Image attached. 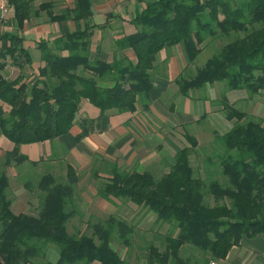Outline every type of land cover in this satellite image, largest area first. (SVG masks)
Wrapping results in <instances>:
<instances>
[{
  "label": "trees",
  "instance_id": "trees-1",
  "mask_svg": "<svg viewBox=\"0 0 264 264\" xmlns=\"http://www.w3.org/2000/svg\"><path fill=\"white\" fill-rule=\"evenodd\" d=\"M38 1L42 3L37 7ZM8 4L18 30L42 12L50 23L87 22L93 6L92 0H75L74 8L55 14L53 1L8 0ZM132 22L137 33L119 37L116 45L133 50L136 62L91 59V41L99 27L87 24L52 43L36 41L43 66L30 79L20 75L10 80L5 74L8 57L15 64L22 56L32 63L24 46L26 38L20 33L0 38L9 44L0 50V135L14 145L0 163V264H36L50 245L59 251L56 264H129L112 245L117 232L129 250L133 230L127 221L111 215L91 226L92 235L69 232L80 182L71 165L67 164L65 177L48 172L40 175L36 185L33 177L26 183L28 189L38 191V214L14 213L8 196V168L38 164L21 153V146L68 135L83 100L98 108L100 117L110 110L134 113L138 105L149 109L155 78L161 73L156 63L162 51L181 46L187 61L194 63L209 39L235 34L244 36L226 43L196 74L179 75L175 82L181 95L191 98L195 90L217 83H225L227 91H247L250 98L264 91V0H156ZM221 104L226 120L235 121L220 136L224 155L217 175L222 182L212 179L213 173L207 179L195 174L190 156L198 143L187 133L190 147L177 151L170 171L160 178L117 165L111 166L109 178L93 172L94 178H104L100 197L145 207L178 231L164 238L163 251L155 244L148 247V264H191L182 256L187 246L204 255L203 264H211L225 260L244 238L264 235V121L248 117L225 95ZM94 126V121L84 122L76 140L89 136ZM208 196L215 206L207 203Z\"/></svg>",
  "mask_w": 264,
  "mask_h": 264
},
{
  "label": "crops",
  "instance_id": "crops-1",
  "mask_svg": "<svg viewBox=\"0 0 264 264\" xmlns=\"http://www.w3.org/2000/svg\"><path fill=\"white\" fill-rule=\"evenodd\" d=\"M54 3V13L60 14L67 8L75 7V0H48ZM156 0H92V16L89 21H69L63 23H50L45 12L40 17L32 18L25 23L22 30H18L13 20V10L6 17L5 26L0 29V38L7 33L19 34L26 38L24 46L30 53L36 48V41L47 40L51 43L58 37L69 32L81 31L88 26L96 25L91 41V59L99 58L108 62L114 60L121 61L127 58L131 62H136L137 58L133 50H120L117 48L116 40L121 36H130L137 33V28L132 20L135 19L150 2ZM42 1L37 2V7ZM8 42L0 39V50L5 48ZM35 47V48H34ZM38 61L32 63L27 61L25 56L20 57L18 63H12V73H16L11 80H15L24 73L37 75L39 69L43 66L41 60L42 54L39 50ZM182 51L181 46H176V50L169 51L166 57L160 56L158 62L167 63V69L161 72L155 78L154 89L151 92L152 104L149 109H144L138 105L136 112L118 113L116 110H110L106 116L100 117V110L88 101L83 100L80 104V110L77 114L76 122L70 133L54 141L22 145L20 151L27 156L30 161L37 162L32 165L26 162L20 166L12 165L7 172L11 180V172L18 169H24L26 164L37 167L46 162L50 170L49 173L57 175L55 172L56 162L61 159L60 163L71 165L80 177V172H85L88 176H93V169L104 176L110 177L112 165H117L122 170L128 171L129 168L149 169L161 162L173 164L175 155L181 148L175 149L170 144L169 133L175 126L193 120L190 111V98L183 97L180 93L179 86L175 80L181 75V64L185 57L179 54ZM165 52V51H164ZM66 54V53H65ZM31 55V54H30ZM32 56V55H31ZM157 62V64H158ZM156 64V66H157ZM184 65V64H183ZM36 68V70H35ZM7 72V68H6ZM23 72V73H22ZM9 77V75H7ZM28 79V76H26ZM31 78V77H30ZM34 78L31 79V81ZM170 94L171 99L181 100V105L177 106L174 102L169 104L162 101V97ZM258 97L257 104L253 106L257 120L264 121V91ZM227 97V96H226ZM228 99V98H227ZM231 103V99H228ZM257 98H254L256 102ZM251 115V116H252ZM95 122V130L81 141L76 137L81 133L84 122ZM168 130V132H167ZM230 131V130H229ZM168 134V135H167ZM158 140L163 145L161 155L156 153L158 148L154 146ZM173 141V139H172ZM174 150L173 163L171 153L164 154V150ZM14 148L6 137L0 135V163L5 160L7 152ZM185 148V147H184ZM167 153V151H165ZM166 160V161H165ZM66 164V165H67ZM104 166V167H103ZM88 167L91 169L87 171ZM93 168V169H92ZM106 168L105 171L101 170ZM126 168H128L126 170ZM22 177V174L20 175ZM28 176V175H26ZM11 182V181H10ZM20 194L24 191H18ZM220 264H264V235L255 238H244L239 245L234 246L229 252L227 258L219 262Z\"/></svg>",
  "mask_w": 264,
  "mask_h": 264
},
{
  "label": "rangeland",
  "instance_id": "rangeland-1",
  "mask_svg": "<svg viewBox=\"0 0 264 264\" xmlns=\"http://www.w3.org/2000/svg\"><path fill=\"white\" fill-rule=\"evenodd\" d=\"M6 19L0 20V25L1 23H4ZM4 27L5 26H0V29L2 30ZM243 36L244 34H235L228 37L209 39L201 46L202 52L194 63H189L186 56L182 55V51H179V54L185 57V61H182L181 64V74L193 76L196 74L197 70L202 68L205 63L217 54L226 43ZM37 50L35 48L31 52L34 63L35 61L40 60L38 59L39 53ZM173 50H176V47L166 49L164 50L165 52L162 51L157 57V62L160 56H167V54L163 53ZM11 65L12 63L8 62L7 72H5L6 77L9 75L8 79L10 80L13 76H16V73H12ZM157 68L165 73L164 69H167V63L160 61L157 64ZM24 74V77L28 76V79L32 77L29 72ZM225 85V83H217L214 86H206L201 90H195V92H192L190 95L191 101L189 102V107L194 116V118H192L193 120L175 126V128L171 129L169 132L171 134L170 136H172L170 137V144L174 149L176 147H190L191 144L185 138V134L187 133L193 136L198 143V146L193 150V153L190 156V161L195 170V174L200 178L207 179V176L213 173L211 174V178L218 179L221 182L223 178L217 175L220 172L219 163L221 156L224 155V148L220 136L231 130L235 123V121L229 122L226 120L225 113L222 109L223 105L221 104V99L224 95L227 96L228 99L232 100L231 103H233L238 109L246 112L248 117L252 115L251 112L255 113L253 106L258 105L257 96L250 98L249 93L244 90L227 91ZM170 97V94H166L161 99L167 104H169V102H174L177 106L181 105V100H170ZM180 98L183 99V96ZM254 98H257L256 102L253 101ZM5 107L7 108V106ZM252 117L257 119V116L252 115ZM155 146L157 148L158 146L160 147L159 150H156V153L161 155V151L163 152V145L156 140L153 147ZM167 149L168 150H164V154L169 155L168 152H170L172 157L174 155V150H169V146H167ZM165 151H167V153ZM60 162L61 159H58L55 172L57 177H65L67 163ZM171 162L173 163V157ZM172 165L173 164L166 161L158 163L145 170L140 167L126 168V170L150 172L157 178H160L162 175L170 171ZM90 169L91 168L88 167L87 171ZM50 170L51 169L47 167V163L43 162L37 167L26 164L24 169H18L11 172L12 177L10 180V188L8 189V196L12 201V210L14 213L38 214V207L40 204L38 191L37 189H28L26 183L33 177V180L31 181L36 185L35 183L38 181V178L41 177L40 175L47 174ZM93 172L94 169L92 174ZM21 174L22 177L20 176ZM80 175L81 183L76 189V214L68 224V230L71 234L80 235L84 233L92 235L93 230L91 226L100 221H104L111 215H114L117 219L127 221L133 230L132 234L129 235L131 238L129 250H127L128 248H126L124 243L118 240L119 237L117 232L114 233L112 245L114 249L119 252L121 257L126 258L129 264H148L146 260L148 247L155 244L161 251H163L166 245L164 238L168 235L176 236L178 234V231L174 226L162 223L153 212L145 207H139L127 200L113 199L109 201L100 197L98 190L101 187L104 178L97 179L94 178V176H91V174L87 177V174L83 171L80 172ZM19 190L24 191L25 193L20 194V192H18ZM206 201L210 206H215L216 204L215 200L210 196L207 197ZM45 253V258H39L36 260V264H56L58 262L60 256L59 251L55 246H48ZM182 256L184 259L190 261L191 264H194L195 261L199 264L204 263V255L193 246H187ZM219 262L221 261H214L212 263Z\"/></svg>",
  "mask_w": 264,
  "mask_h": 264
},
{
  "label": "built area",
  "instance_id": "built-area-1",
  "mask_svg": "<svg viewBox=\"0 0 264 264\" xmlns=\"http://www.w3.org/2000/svg\"><path fill=\"white\" fill-rule=\"evenodd\" d=\"M9 13H10V7L8 4V0H0V20L6 19ZM7 62L12 63V58L8 57ZM211 264H219V263H211Z\"/></svg>",
  "mask_w": 264,
  "mask_h": 264
}]
</instances>
